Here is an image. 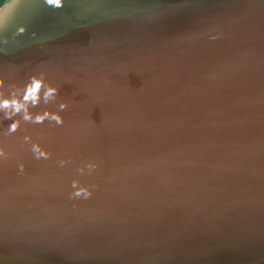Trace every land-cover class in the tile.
I'll return each instance as SVG.
<instances>
[{
	"label": "water",
	"instance_id": "obj_1",
	"mask_svg": "<svg viewBox=\"0 0 264 264\" xmlns=\"http://www.w3.org/2000/svg\"><path fill=\"white\" fill-rule=\"evenodd\" d=\"M34 78L0 264H264V0H11L0 98Z\"/></svg>",
	"mask_w": 264,
	"mask_h": 264
},
{
	"label": "clouds",
	"instance_id": "obj_2",
	"mask_svg": "<svg viewBox=\"0 0 264 264\" xmlns=\"http://www.w3.org/2000/svg\"><path fill=\"white\" fill-rule=\"evenodd\" d=\"M50 3H54L59 5L60 0H49ZM11 0H0V11L7 9L10 5ZM41 85V81L39 79L34 78L32 83L27 86L25 95L21 100L16 99L15 97L9 98H0V108H7L11 106L14 110H20L25 107V102L29 99L34 100L36 98L37 90ZM52 91V89H49ZM25 118H27V114H25ZM37 120L42 119L41 116L36 117ZM16 127V122H13L11 128L14 129Z\"/></svg>",
	"mask_w": 264,
	"mask_h": 264
}]
</instances>
